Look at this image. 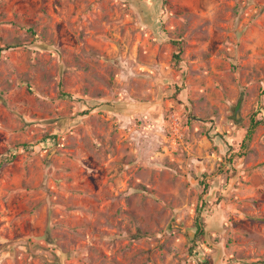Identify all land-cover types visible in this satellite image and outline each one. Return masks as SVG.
Returning <instances> with one entry per match:
<instances>
[{
	"label": "rangeland",
	"instance_id": "rangeland-1",
	"mask_svg": "<svg viewBox=\"0 0 264 264\" xmlns=\"http://www.w3.org/2000/svg\"><path fill=\"white\" fill-rule=\"evenodd\" d=\"M3 45L0 264H264V0H0Z\"/></svg>",
	"mask_w": 264,
	"mask_h": 264
},
{
	"label": "trees",
	"instance_id": "trees-1",
	"mask_svg": "<svg viewBox=\"0 0 264 264\" xmlns=\"http://www.w3.org/2000/svg\"><path fill=\"white\" fill-rule=\"evenodd\" d=\"M174 44L176 45H180V42L179 41H173ZM10 46L9 45H3V46H0V54H1V51L2 50H5L7 48H9ZM173 57L175 58V60H179V56L178 54H173ZM62 96H67L66 93H63L61 94ZM259 122V120H254L252 117H251V125H250V128L253 127L254 124H257ZM250 133V131H248V134ZM56 137H57V133L56 132H52L51 134H47V135H44L41 139H40V143L42 145V147H45L46 145H50L51 143L55 142L56 141ZM195 225H196V228L198 230V233L202 235V233H204V230H203V227H202V224H201V219H200V216L199 214L197 215L196 217V220H195ZM206 264V263H205Z\"/></svg>",
	"mask_w": 264,
	"mask_h": 264
}]
</instances>
